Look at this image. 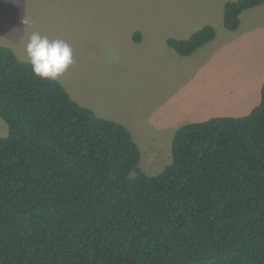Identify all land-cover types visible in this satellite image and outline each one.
I'll return each mask as SVG.
<instances>
[{
    "label": "trees",
    "instance_id": "trees-1",
    "mask_svg": "<svg viewBox=\"0 0 264 264\" xmlns=\"http://www.w3.org/2000/svg\"><path fill=\"white\" fill-rule=\"evenodd\" d=\"M261 4L227 2L224 26ZM216 35L206 25L167 42L189 56ZM0 116V264H264V83L247 115L178 128L157 175L125 124L5 45Z\"/></svg>",
    "mask_w": 264,
    "mask_h": 264
},
{
    "label": "rangeland",
    "instance_id": "rangeland-1",
    "mask_svg": "<svg viewBox=\"0 0 264 264\" xmlns=\"http://www.w3.org/2000/svg\"><path fill=\"white\" fill-rule=\"evenodd\" d=\"M219 7L215 0H4L0 45L27 60L32 32L67 41L75 62L58 80L98 116L125 124L141 148L140 167L157 175L172 162L182 125L243 116L261 101L260 43L239 50L230 31L221 45L227 29ZM195 9L200 19L190 20ZM207 23L219 29L217 43L189 56L168 44V35L185 39ZM134 30H143V42L133 40ZM7 133L0 117V135Z\"/></svg>",
    "mask_w": 264,
    "mask_h": 264
},
{
    "label": "clouds",
    "instance_id": "clouds-1",
    "mask_svg": "<svg viewBox=\"0 0 264 264\" xmlns=\"http://www.w3.org/2000/svg\"><path fill=\"white\" fill-rule=\"evenodd\" d=\"M25 53L33 74L41 79L57 80L74 60L72 46L61 38H49L32 32Z\"/></svg>",
    "mask_w": 264,
    "mask_h": 264
},
{
    "label": "crops",
    "instance_id": "crops-1",
    "mask_svg": "<svg viewBox=\"0 0 264 264\" xmlns=\"http://www.w3.org/2000/svg\"><path fill=\"white\" fill-rule=\"evenodd\" d=\"M3 1L4 0H2L1 2H3ZM193 1L196 4H200V3L204 2V0H193ZM215 1L220 6L219 7L220 14H221V12H223V16H224V7H225V4L227 2H229V1H234V0H215ZM200 11L202 12V10H200ZM198 14H199V10H196L195 9L192 12V14H191L192 17L190 18V20H199L200 18H198V16H197ZM219 17H220V15H219ZM206 25H208V23ZM206 25H204V26H206ZM203 27H201V28H203ZM216 30H217L216 38L213 41L210 42L211 44L212 43H217V41L219 40L220 32H219V29H216ZM223 31H225V30H223ZM195 32H193V33H195ZM229 32H230V30H228V29H227L226 32H224V33L227 34V36L226 37H223L222 38V41H221V45L226 46V47L228 46V40H227V38H228V36H230V35H228ZM230 33L234 34L233 37L235 38V43H236L235 47H237L239 50L242 49L245 52H248L250 50H255L254 49V45H255V42L258 41L260 43L259 52L262 55H264V4H261V5H258V6H255L253 8H250V9L245 10L242 13V15H241V25H240V27L237 30H235V31H231ZM191 35H189V36H191ZM168 36H169L168 38L173 37L172 35L171 36L168 35ZM144 37H145V34H144L143 30L142 31L141 30H134L133 31L132 38H133V40L136 43L143 42ZM168 38H167V40H168ZM210 43H208L204 47H207L208 45H210ZM202 48H200V49H202ZM200 49H198V50H200ZM13 50L15 51V49H13ZM15 53L18 55L17 51H15ZM195 53H197V52H195ZM18 57H19V55H18ZM263 83H264V75L262 76L261 80L259 81V84L260 85L255 89V91H259L258 88L260 86L262 87L263 86ZM261 91H262V88L260 89V92ZM249 100L250 99H247L246 102H248ZM245 115H247V114H245ZM229 116H234V115H229Z\"/></svg>",
    "mask_w": 264,
    "mask_h": 264
}]
</instances>
